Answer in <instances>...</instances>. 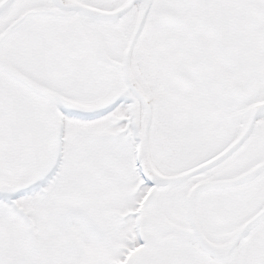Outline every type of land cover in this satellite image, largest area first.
I'll return each instance as SVG.
<instances>
[{
	"label": "snow or ice",
	"instance_id": "1",
	"mask_svg": "<svg viewBox=\"0 0 264 264\" xmlns=\"http://www.w3.org/2000/svg\"><path fill=\"white\" fill-rule=\"evenodd\" d=\"M0 264H264V0H0Z\"/></svg>",
	"mask_w": 264,
	"mask_h": 264
}]
</instances>
